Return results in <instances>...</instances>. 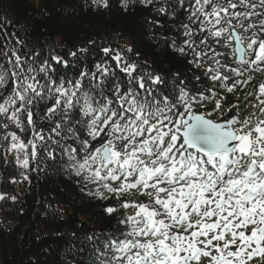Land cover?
Segmentation results:
<instances>
[{
  "label": "snow or ice",
  "instance_id": "snow-or-ice-1",
  "mask_svg": "<svg viewBox=\"0 0 264 264\" xmlns=\"http://www.w3.org/2000/svg\"><path fill=\"white\" fill-rule=\"evenodd\" d=\"M119 6L187 72H157L135 37L44 57L0 27V164L27 181L52 161L112 201L119 227L86 236L87 264H248L264 255V0Z\"/></svg>",
  "mask_w": 264,
  "mask_h": 264
},
{
  "label": "trees",
  "instance_id": "trees-1",
  "mask_svg": "<svg viewBox=\"0 0 264 264\" xmlns=\"http://www.w3.org/2000/svg\"><path fill=\"white\" fill-rule=\"evenodd\" d=\"M111 3V11L96 13L84 0H0V27L44 57L64 55L76 46L98 51L135 37L136 51L157 72L165 77L187 72L181 59L151 38L143 12L125 15L119 0ZM3 44L0 35V51ZM14 44L15 39L7 46ZM40 168L23 181L15 166L0 164V192L17 197L0 201V264H87L89 253L80 251L87 248L86 236L119 227L116 216L105 212L112 201L87 196L52 161L41 162ZM11 176L21 182H5Z\"/></svg>",
  "mask_w": 264,
  "mask_h": 264
},
{
  "label": "rangeland",
  "instance_id": "rangeland-1",
  "mask_svg": "<svg viewBox=\"0 0 264 264\" xmlns=\"http://www.w3.org/2000/svg\"><path fill=\"white\" fill-rule=\"evenodd\" d=\"M264 258V255H260V254H258V255H255L254 257H253V259H255V258ZM256 260V259H255Z\"/></svg>",
  "mask_w": 264,
  "mask_h": 264
}]
</instances>
